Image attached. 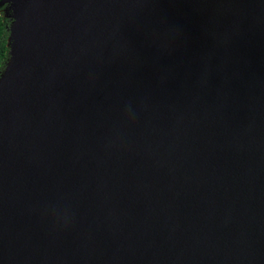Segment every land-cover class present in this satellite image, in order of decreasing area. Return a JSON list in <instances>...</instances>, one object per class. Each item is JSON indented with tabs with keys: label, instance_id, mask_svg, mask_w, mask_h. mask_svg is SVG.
<instances>
[{
	"label": "water",
	"instance_id": "obj_1",
	"mask_svg": "<svg viewBox=\"0 0 264 264\" xmlns=\"http://www.w3.org/2000/svg\"><path fill=\"white\" fill-rule=\"evenodd\" d=\"M33 1L0 0V264H264V0Z\"/></svg>",
	"mask_w": 264,
	"mask_h": 264
},
{
	"label": "trees",
	"instance_id": "obj_2",
	"mask_svg": "<svg viewBox=\"0 0 264 264\" xmlns=\"http://www.w3.org/2000/svg\"><path fill=\"white\" fill-rule=\"evenodd\" d=\"M6 4H0V75L4 70L5 64L9 58V48L7 40L9 38V27L11 20L4 15Z\"/></svg>",
	"mask_w": 264,
	"mask_h": 264
},
{
	"label": "rangeland",
	"instance_id": "obj_3",
	"mask_svg": "<svg viewBox=\"0 0 264 264\" xmlns=\"http://www.w3.org/2000/svg\"><path fill=\"white\" fill-rule=\"evenodd\" d=\"M11 7H13L12 5H7L6 7H5V9L4 10H6L5 12H4V15H10L11 17H13L14 16V12H13V10H12V8ZM4 68H6V66L4 67Z\"/></svg>",
	"mask_w": 264,
	"mask_h": 264
},
{
	"label": "bare ground",
	"instance_id": "obj_4",
	"mask_svg": "<svg viewBox=\"0 0 264 264\" xmlns=\"http://www.w3.org/2000/svg\"><path fill=\"white\" fill-rule=\"evenodd\" d=\"M37 2H38L37 0H34V1H33V8H34V9H36L37 6H38V3H37ZM13 33H14V30H13V28H12V35H13Z\"/></svg>",
	"mask_w": 264,
	"mask_h": 264
}]
</instances>
